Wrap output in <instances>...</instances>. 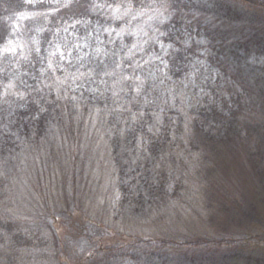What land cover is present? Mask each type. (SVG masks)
I'll use <instances>...</instances> for the list:
<instances>
[{
  "label": "trees",
  "instance_id": "trees-1",
  "mask_svg": "<svg viewBox=\"0 0 264 264\" xmlns=\"http://www.w3.org/2000/svg\"><path fill=\"white\" fill-rule=\"evenodd\" d=\"M37 1L0 0V259L7 258L0 264H108L118 258L146 264L187 259L194 264L195 255L217 253V244H205L210 236L193 238L194 228L216 227V219L229 216L221 211L226 203L232 210L245 207L229 199L215 203L214 196L225 192L221 177L207 173L208 157L221 145L244 147L255 139L249 154L263 161L264 121L259 119L256 137L248 140L250 130L242 121L257 111L253 101L247 104L249 111L236 105L227 115L215 105H191L192 96L185 94L180 79L190 73L187 61L196 47L185 46L181 35L174 40L168 27L215 34L217 40L209 45L225 59L223 52L233 40L243 46L264 43V0H211L215 12L200 9L194 0ZM217 12L227 21L209 15ZM65 29L72 35H63ZM92 34L98 43L94 60L58 62L50 51L57 41L70 44L68 37L77 46ZM8 35L15 37L9 41L19 38L27 45L10 49ZM160 43H169L170 49L161 53ZM161 59L169 78L158 84L146 75ZM215 63L244 94L252 92L226 62ZM170 95L176 96L174 103ZM101 110L109 121L108 146L104 153L100 149L101 166L94 169L90 164L95 160L86 158L91 154L84 156L85 142L77 146L76 135L63 141L50 133L79 118L92 122ZM212 120L227 123L235 137L209 134L205 129ZM85 165L91 169L83 170ZM33 190L37 207L23 202ZM84 204L94 207L93 212L80 216L77 211ZM69 219L78 220V230L91 226L90 239L102 238L90 249L88 261L79 257L78 263H69L59 248L62 229L57 224ZM174 225L194 226L179 233ZM225 236L216 239L226 242L224 250L253 251L252 244L255 252L264 248V238L255 241L259 234L235 241L237 247L231 245L232 235ZM255 259L259 264L261 254Z\"/></svg>",
  "mask_w": 264,
  "mask_h": 264
},
{
  "label": "rangeland",
  "instance_id": "rangeland-1",
  "mask_svg": "<svg viewBox=\"0 0 264 264\" xmlns=\"http://www.w3.org/2000/svg\"><path fill=\"white\" fill-rule=\"evenodd\" d=\"M23 1L30 4L38 2L37 0ZM48 1L56 2L59 0ZM194 2L200 9H204L206 7L214 12L216 11V6L211 0H194ZM209 15L227 21V17L225 19L222 18L220 12L214 14L210 13ZM196 28L188 26L183 27L182 25H180L179 27H175L174 25L168 27L170 35H174V40L177 39L179 35H181L184 37L183 42L185 43V46L188 47L191 44H194L196 47L193 53H189V61H187L188 66H190V73H188L186 77L180 79V81H182L183 83L185 94L187 96L191 95L193 98L192 99L190 97V104L196 106L197 104L204 103V105L200 106V108H208L211 105H215L223 113V115H227L229 109L233 108L236 105L243 106V109H247L249 111L250 106L247 104L253 101L258 107L257 111L250 108L254 111V113L250 112L251 115H248V117H246V119H243L242 122L245 127L250 130L248 140L250 139V137L255 138V129H257V124L262 123L259 119H262V121H264V43L258 45L249 44L248 46H243L234 40L232 42L230 40L231 43L229 42L230 44H228L226 51L223 52L226 55V58L224 59L223 56L217 52V49H213L212 47H210V45H214L216 39L214 37L215 34L212 36L209 32L208 34L206 31L197 30ZM222 29L225 30V26ZM217 32L219 33V31ZM63 35L71 36L72 34L69 30L65 29ZM93 36L94 35L92 34L85 36V38H82V41L77 42L78 47L72 44L71 39L67 37L65 41L70 42L71 45L65 43L64 41L59 43L57 41V43L51 47L50 51L54 52V55L59 56L60 60L58 62H75L77 57H79L78 61L81 60V58L83 60L88 58L94 60L93 57L95 54V48H97L98 43ZM12 39H15V37H11L10 35H8L5 41V44H11L10 49H20V47L25 48V46L27 45V43L21 44L20 40H18L19 38L14 41H9ZM157 49H159L161 53H165V51L170 49V44L160 43V46ZM156 57L158 56L154 55L153 58ZM217 61L226 62V64H228L229 66L230 71L235 73L239 78L243 79L248 87L252 89V92L244 94V89H242L239 85L234 84V79L231 78L229 74L225 75L221 71V69L216 66L215 62ZM166 68L169 67L168 65H166L164 60H157V62H155L154 68L150 72V75L143 74V76L146 75V78L150 81H154L156 79V83L162 84L163 81H166L169 78V75L166 72ZM92 82L94 83L95 81L93 80ZM167 87V89L169 90L172 89V87ZM95 91L96 90L92 89V92ZM242 92L243 95L241 96L240 93ZM94 96L95 98H97L96 95ZM159 96L161 98H164L162 97L160 92ZM167 98H171L173 103L177 99L176 96L173 99L171 95ZM96 103L100 102L96 101ZM101 112L102 110L99 112L100 114L92 120V122L88 120L85 124V120L83 118H79L78 122H64L54 127V129L51 128L50 133L51 137H62L63 141H65V139L73 138L76 135L77 143L75 142V144L77 146H79L81 142H85L86 145L84 146V156H90L91 154V157L86 158L87 160H95L96 163H94V165H92V163L90 164V166H93L94 169H97L99 166H101L98 163V160L100 159V149H102V152L104 153L105 149L108 146V130L106 128L109 121L106 116L101 115ZM111 116V118H114L113 115ZM262 125H264V122L262 123ZM73 127H75L76 129V133H74ZM205 130H207L209 134L215 137H226L231 134V138H233V136L235 137V133L232 132L231 129L229 131L227 123L223 121L212 120L206 125ZM241 135V137H243L241 138V140H243L245 136L244 132H242ZM254 140H252L250 143H247L244 147H242L241 145L239 147V145L233 144H229V146L221 145L218 151L216 153L214 152V155L212 157H208L209 161H207L206 163L207 173L212 172V176L221 177V191L225 192L222 195L221 192L218 196L213 195V200L215 201V203L222 201L223 204L225 199H229L232 200L233 203H241V206L245 208L244 210H238L242 207H237V209L232 210V208H230L226 203L227 208L221 209V211L223 216L227 213H229V216L227 218L224 217L223 220L216 219V227H212V229H210L208 226L197 229V226L194 228L193 238L197 239L210 236V241L205 244L210 247L214 244H217L218 246L217 253L209 252V255L205 257L203 254L195 255L196 259L194 264H198L199 262L201 264H217L219 261L220 264H255L257 262V259H255V257L258 254H261V260L259 261V264H264V248L255 252L256 244H252V246L254 247H251L253 248L252 250L254 252H242L236 251V249L235 251H232L234 247H232L230 250H224L223 247L227 246L226 242H224L223 240L219 244L216 240L217 237L222 234H224V236L232 235L231 245H233L237 240H243L244 236L246 235L254 236L256 234H259V236H257L258 238H256L255 241L264 238V160L262 161V157L250 156L249 153L251 152L249 151V146H254ZM45 142L46 141L41 142L42 148H44ZM73 142L74 139H72L71 141H67L65 144L67 146H70ZM241 143L244 144V142ZM39 147L40 144L37 146V148ZM94 150L97 151L96 154L94 153ZM37 158L39 159V157ZM80 158L82 160L85 157ZM104 159L105 157H101L100 163ZM44 160L46 159L44 158ZM225 165L228 166L225 167ZM82 168L85 171L91 169L87 165L83 166ZM218 168H220L221 171H219ZM50 188H52V185ZM45 190L52 192L50 191L52 189L48 190L45 188ZM226 193H228V195L231 193V196L228 197L226 195V197ZM224 196L226 198H224ZM25 197L26 199L23 200L25 204L31 205L33 207H37V204L39 206V200L36 199L37 197L35 190H33V193L31 192V195L27 194V196ZM98 200L100 201V197ZM237 203H235V205ZM80 208L81 210L77 212H80L79 215L81 216V214L83 215V213L85 214L93 212L94 207H92L90 204H84ZM18 210L21 211L19 207L16 211ZM33 210L35 211V209ZM26 214L28 216H25L31 220V214L29 212ZM75 221L78 220L69 219L68 224L64 221H60L57 224V228L62 229L59 248L63 247V250L68 257L67 259L69 263H78V261L80 260L79 257H81L83 261H88L87 257H90L91 255L90 249H95L99 245V243L101 244L102 239L97 235H95L97 238L90 239L88 233H93L92 227L86 225L83 230H78L76 228V225L74 224ZM212 221L214 220L212 219ZM36 223H38L39 226L41 224L40 220H36ZM193 226L194 225H191L190 227L187 225H174V229L179 233H189L188 228H193ZM224 239L227 240V236H225ZM234 246L237 247L235 244ZM261 250L262 252H260ZM211 255H214L215 257H210ZM6 259L7 258H1L0 261L4 262ZM186 260L187 259H179L177 260V262L180 263L177 264H188ZM105 263L146 264L143 261L137 263L129 258H118L115 260L109 259Z\"/></svg>",
  "mask_w": 264,
  "mask_h": 264
}]
</instances>
